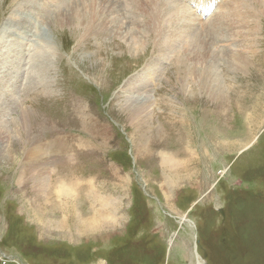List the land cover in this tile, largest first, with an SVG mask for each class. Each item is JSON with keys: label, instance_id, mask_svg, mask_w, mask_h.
<instances>
[{"label": "rangeland", "instance_id": "374dc122", "mask_svg": "<svg viewBox=\"0 0 264 264\" xmlns=\"http://www.w3.org/2000/svg\"><path fill=\"white\" fill-rule=\"evenodd\" d=\"M181 1L0 0V264H264V0Z\"/></svg>", "mask_w": 264, "mask_h": 264}, {"label": "bare ground", "instance_id": "6f19581e", "mask_svg": "<svg viewBox=\"0 0 264 264\" xmlns=\"http://www.w3.org/2000/svg\"><path fill=\"white\" fill-rule=\"evenodd\" d=\"M156 1L159 5H161L164 9L167 10L168 13H170L171 15L173 16H180V19L183 20L184 22L191 16H187L186 14H188V9L183 5L182 1L181 0H154ZM217 0H202L201 1V6L203 7L204 4H206V7H209L212 2L216 3ZM236 1V4H238V6L236 7V9L238 8H242V1L240 2H237ZM199 3V2H198ZM227 5V2L226 4L224 5L223 8H225V6ZM30 7L32 6V2L31 4L29 5ZM42 7V6H41ZM32 8V7H31ZM213 8V7H211ZM32 10V9H31ZM202 13H205V8H201L200 9ZM215 10V9H214ZM213 10V11H214ZM41 12V11H40ZM235 12V11H234ZM180 13L184 14V15H180ZM210 14V13H209ZM242 12H238L236 13L234 16H242ZM246 16V15H245ZM244 16V17H245ZM57 20V19H56ZM17 22V23H16ZM194 22V21H193ZM244 22V21H243ZM11 23L13 25H16L18 27H20L22 30L24 29L23 27H25V30L27 28V26L25 25V22H22L19 20H11ZM195 23V22H194ZM193 23V24H194ZM248 25V24H247ZM206 31V30H205ZM138 119V118H137ZM4 127H2L0 125V129H3ZM162 160H163V163L167 162L168 161V165H170L172 162L173 164L176 163L175 161L176 160H171V157H162ZM173 165H171V168H167L169 170H172L173 168ZM69 174V173H67ZM35 180L34 181H37V183H34V188L33 189V195L34 193L37 194V195H34V197L38 198L40 196H38L40 190L43 192L46 190V194L48 193L47 189L48 187L46 188V186H49V184L47 185V180H46V177H45V174H44V171H42V174H38L37 176L34 177ZM53 182H52V186L50 185L49 187V193L47 195V197L51 200V203L50 204H55V202H58V203H61L62 206L61 207H58L56 206V203L55 204V208H54V212L55 213H58V211L61 213V215L63 216V219H72L70 220L71 223H76V227H77V231H79V229L81 231H79L80 233L81 232H86V230H89V228H94V230H98L99 228H101L102 226L104 225H107L108 223L111 224L114 221L113 218H110L112 219L113 221H110V222H107V220L109 219L107 217V215H111L110 211H109V207L108 205L110 204V202L107 203L106 202H103L104 206L106 207V209L104 210L103 208L102 209H99V210H95L93 211V214L88 216V218L86 219L82 214L81 212H79L77 209H78V206L80 205V201L81 199L78 197L77 193L75 190H78V189H75V187L78 185L77 183V180L75 181V178L74 176H71V175H66L65 174H56L54 176V179H52ZM69 180V181H68ZM75 182H74V181ZM170 181L171 183L174 182L173 179L170 178ZM93 183V182H92ZM92 186V185H91ZM88 189H89V186H87ZM37 189V190H36ZM40 189V190H39ZM80 189V188H79ZM87 190V189H85ZM95 190V189H94ZM84 191V190H83ZM86 192V191H85ZM81 192H79L78 194H80ZM84 194V193H83ZM94 194V193H93ZM43 195V194H42ZM81 195V194H80ZM85 195V194H84ZM97 195V194H96ZM46 196V195H45ZM112 196V195H111ZM33 197V196H32ZM106 197V196H105ZM51 198H54V201L51 199ZM61 198V200L63 202H60L58 201L59 199ZM79 198V199H78ZM84 198V197H83ZM89 198V197H88ZM91 198V197H90ZM44 199V196L43 198ZM107 199V198H106ZM114 199V198H113ZM36 200V199H35ZM86 200V199H85ZM95 200V199H94ZM105 200V199H104ZM103 200V201H104ZM34 201V200H33ZM40 201V200H39ZM53 201V202H52ZM79 201V202H78ZM84 201V199H83ZM92 202V201H91ZM116 202V201H114ZM34 203V202H33ZM40 203V202H39ZM46 202H44V205L48 207L47 203L45 204ZM98 203V202H97ZM108 204V205H105V204ZM38 204V202H37ZM102 204V203H101ZM89 205V204H88ZM92 205V204H91ZM114 205V203H113ZM36 206V207H35ZM34 208L32 206V210H27L24 212V214H26V216L28 217V219H32V225H35V223H38L39 221V218L40 216H44V215H47L46 214V210H44V212L41 210L40 206H37L35 205ZM95 206V205H94ZM97 206V205H96ZM117 206V205H116ZM100 207V206H99ZM112 207V206H111ZM119 207V204L118 206ZM89 208V207H88ZM97 208V207H96ZM47 209V208H46ZM53 209V208H52ZM111 209V208H110ZM51 211V210H50ZM51 211V212H53ZM85 211V210H84ZM112 211V210H111ZM117 212V211H116ZM49 213V212H47ZM110 213V214H108ZM113 213V212H112ZM116 215V214H115ZM48 216V215H47ZM86 216V215H85ZM61 218V217H60ZM108 218V219H107ZM74 219V220H73ZM109 219V220H110ZM87 220H89L87 222ZM108 220V221H109ZM68 221V220H67ZM65 222V221H64ZM87 222V223H86ZM40 223V222H39ZM62 223V222H61ZM41 224V223H40ZM44 224V222L42 223ZM48 224V223H47ZM60 224V223H59ZM48 226V225H47ZM54 226V225H53ZM60 226V225H59ZM108 226V225H107ZM46 227V226H45ZM75 227V228H76ZM106 227V226H105ZM104 227V228H105ZM44 231V230H43ZM46 231V230H45ZM75 231V230H74ZM73 229L70 228V230L68 229L67 231V234L71 232L74 233ZM90 231V230H89ZM76 232V231H75ZM77 232V233H79ZM66 234V235H67ZM69 235V234H68ZM62 236V235H61ZM75 236V235H74ZM88 236V235H87ZM69 238V237H68ZM74 238V237H73ZM70 240V239H69ZM73 240V239H72ZM77 240V239H76ZM74 241V240H73Z\"/></svg>", "mask_w": 264, "mask_h": 264}]
</instances>
